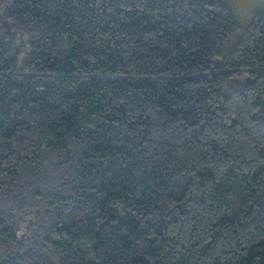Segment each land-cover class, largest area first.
<instances>
[{
  "label": "trees",
  "instance_id": "1",
  "mask_svg": "<svg viewBox=\"0 0 264 264\" xmlns=\"http://www.w3.org/2000/svg\"><path fill=\"white\" fill-rule=\"evenodd\" d=\"M0 264H264V11L0 0Z\"/></svg>",
  "mask_w": 264,
  "mask_h": 264
},
{
  "label": "rangeland",
  "instance_id": "2",
  "mask_svg": "<svg viewBox=\"0 0 264 264\" xmlns=\"http://www.w3.org/2000/svg\"><path fill=\"white\" fill-rule=\"evenodd\" d=\"M228 6L241 26H247L254 16L264 11V0H221ZM236 86V85H234ZM232 86V88H235ZM232 88L226 89L229 93Z\"/></svg>",
  "mask_w": 264,
  "mask_h": 264
}]
</instances>
